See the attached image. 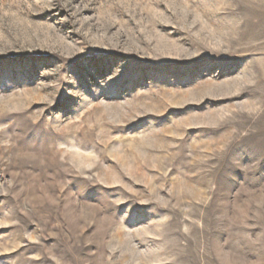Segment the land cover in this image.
I'll list each match as a JSON object with an SVG mask.
<instances>
[{"label": "rangeland", "instance_id": "374dc122", "mask_svg": "<svg viewBox=\"0 0 264 264\" xmlns=\"http://www.w3.org/2000/svg\"><path fill=\"white\" fill-rule=\"evenodd\" d=\"M0 264H264V0H0Z\"/></svg>", "mask_w": 264, "mask_h": 264}]
</instances>
